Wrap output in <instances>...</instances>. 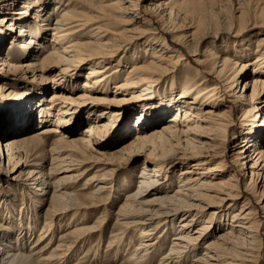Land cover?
Instances as JSON below:
<instances>
[{
    "label": "bare ground",
    "instance_id": "1",
    "mask_svg": "<svg viewBox=\"0 0 264 264\" xmlns=\"http://www.w3.org/2000/svg\"><path fill=\"white\" fill-rule=\"evenodd\" d=\"M142 1L144 0H0V42L9 35L11 47L12 43H18L20 48L28 52V60L18 66L8 56L2 57L0 75L8 66H11L9 73L13 76L28 69L43 73L57 69L56 78L53 76L48 80L53 91L48 95L47 102L38 104L37 101V107H42H39V114L42 116L44 113L45 117H39V123H44L43 126L35 132L13 135L6 139L4 145H0L1 148L5 147L10 160L14 159V162L21 158V154L26 158L37 150L47 154L50 159L46 172L41 163L38 169L27 171L26 177L30 184L38 185L40 195L48 193L49 205L42 216L43 227L29 246V253H26L23 231H20L23 235L20 241V234L8 237L12 228L10 225H3L4 221L1 219L0 264H47L50 260L57 259L65 261L77 244L90 238L91 232H98L100 238L106 216L97 217L92 224L68 229L59 235L58 243L53 249L45 252L54 241L51 222L65 212L70 211L76 216L81 210L94 209L93 207L104 204L107 199L102 202L100 194L115 185L114 174L119 170L118 164L124 158V153L140 151L147 146L151 148L145 149L148 154L141 163L137 177L138 189L123 193L124 198L115 212V224L119 230L110 235L111 242H114L121 240V234L129 230L139 231L138 244L133 249L128 264H144L141 259L151 251H158L155 244L160 240L163 242L167 233L173 230L175 232L170 238V249L161 255L158 264H183L190 256L193 258L188 264H255V260L259 258L261 248L258 241L264 236L260 232L264 226V147L253 148L254 162L249 167L252 182L249 187H245L248 190L240 189L236 183L229 181L235 177L233 172L225 177L221 169L224 164L219 159L211 168L205 167V171L192 173L190 166L182 168L177 176L178 186L171 192L168 185L162 184L166 174V161L156 160L154 151L159 147L157 139L168 138L169 133H185L180 129L181 126L203 132L201 125L189 124L192 121L217 124V132L223 136L226 125L221 121L213 122L223 116V112L222 116L214 112L221 103L217 92H228L229 87L237 80L236 75L253 62V73L256 74L251 78L250 107L244 108L243 114L246 121H249L248 135H256L251 139L248 135L244 136L246 141L243 146L247 149L249 142L256 145L258 139L264 140V118L261 122L255 119L256 109L259 104L264 103V100L259 101L264 92V32H260L252 62L238 61L229 57L230 55L220 56L216 51H210L211 60L206 66L198 58L203 55L204 49L201 51V46L208 37H218L220 33L230 34L235 26H238L235 34L242 32L244 27L239 25L241 16H238L237 23L228 19V22L221 24L223 20H219L215 22L214 28L209 29L205 22L189 17L186 11L181 13L175 6L192 7L202 0H177L175 4L171 0H149L141 7ZM51 2L52 5L47 7ZM239 9V6L234 7L236 12L242 13ZM263 10L264 5L259 7L258 12L262 13ZM45 28L53 33L48 40L49 47L42 58L34 57L36 54L32 48L36 42V32ZM39 40L37 45L40 48L45 46ZM138 51L142 52L141 57L126 60L127 53L134 54ZM188 52L196 56L192 61L198 68L193 76L186 72L178 85L177 69L184 66L183 62L187 58L183 55H188ZM83 67L86 68L82 92L74 97L72 87L61 81H74ZM42 76L39 73V77ZM43 86L45 85L40 87ZM110 87L114 89V97L108 96ZM227 95L229 94L225 93ZM21 96L25 98V110L30 111L32 93L23 92ZM98 102L104 104L102 113L113 118L120 114L118 112L127 110V102L131 107L143 102L144 106H149L150 111L145 112L146 114L143 110L138 112L135 124L142 125H139V131L130 141L112 149L109 155L102 152L101 155L109 157L101 166L110 167L101 174L88 177L86 181L93 184L94 189L85 193L84 198H79L80 194L73 189L74 184L91 168L97 167L95 163L100 161L97 156L93 157L95 163L86 167L92 161L91 152H94L91 137L94 135L95 138H102V129L108 127V122L101 124L98 117L93 116L83 134L74 136L77 131L76 122L63 114L68 115L88 105L95 108L97 106L94 104ZM168 111H173V114L160 127L143 126L150 121V116L160 117L159 115ZM53 112L55 116L52 115L54 117L51 119ZM66 122H72V130L63 131ZM15 123L28 126L33 122L32 119L23 122L14 119L6 127L17 126ZM22 128L25 129V125ZM50 134L56 138L47 146L45 137ZM218 153L221 151H215V154ZM211 169L214 171L210 172ZM107 175L110 177L106 178ZM125 184L129 185V181L125 180ZM120 190L117 191L120 193ZM238 199H242L240 207L234 210ZM6 208L8 206L0 198V215ZM206 212L208 216L197 224V219L203 218ZM228 213L231 221L221 223L222 217ZM37 215H34L35 223L39 219ZM12 217V212L6 215L9 221ZM177 219L180 221L174 225ZM212 228L217 231L207 238ZM203 240V251L194 255ZM117 244L120 243L117 241Z\"/></svg>",
    "mask_w": 264,
    "mask_h": 264
},
{
    "label": "rangeland",
    "instance_id": "2",
    "mask_svg": "<svg viewBox=\"0 0 264 264\" xmlns=\"http://www.w3.org/2000/svg\"><path fill=\"white\" fill-rule=\"evenodd\" d=\"M148 1L149 0L142 1L140 3L141 7L143 6V4H147ZM171 2L175 4L177 0H171ZM199 3L200 4L193 5L194 7H178L177 5L175 6L181 13H184L186 11L189 17L200 19L202 23L205 22L207 24V28L209 29L214 28L216 25L215 22H219V20H223L221 24L226 23L229 20L237 23L238 16H241L242 20L240 24H238L244 27V30L242 32L236 34L234 31L238 28V26L233 27L230 34L220 33L218 37H208L206 41L208 45L204 43L200 48L201 51L203 49L204 51L201 58L198 57L199 60H203L207 66V64L210 63L211 60L209 55L210 51H216L218 55L221 54L220 56L227 54L230 55L229 57L231 58L238 59V61L242 60L248 63L252 62L255 59V50L258 38L259 36H261V33L264 32V10L262 13L258 12L259 7L264 5V0H202ZM51 5L52 2L47 7H50ZM237 6H239V11L241 10L242 13L236 12L234 10V7ZM80 10L85 11L82 8ZM5 11L8 10L5 9ZM188 13H190V15ZM253 25L259 27H253ZM40 31L41 32H36L37 34L35 36V41L37 42V40L42 38L41 40H39L41 41L40 44L45 46L40 48L39 45H37L38 42H35L32 48L33 53L36 54V56L34 57L38 58H42L44 56L45 51L49 47L48 40H50L53 35L52 30L50 29L45 28L44 30ZM42 31H45V33L43 34ZM13 33L17 32L13 31ZM166 37L168 42V35ZM10 39V36L6 35L4 40L0 42V59L2 57L8 56L11 61L15 60L14 63L16 64L14 65H21L22 63H24V61L28 60V56L26 55L28 54V52L26 49L20 48L18 43H12L11 47ZM15 40L16 39H13V41ZM141 55L142 52L140 51L135 52L134 54L127 53L126 60L131 61V59H137L141 57ZM183 56H185L187 59H185V62H183L184 66H180L181 69L180 67L177 69L178 85H180V82L182 81V78L184 77L186 72L193 76L195 74V69L198 68L197 65L192 61V59H195V55H190V53L188 52V55L185 54ZM253 63L247 65L244 71L236 75L237 82L234 81L232 83V85L228 89V92L225 90H219L217 92V95H219L218 99L221 103L219 107L214 110V112H217L216 114L218 115H221V113L223 112L222 114L224 117L221 115L222 117L218 121L213 122L221 121V123L226 125L223 136L222 133L217 132V124H214V126L213 124L208 123L209 121H192L188 123H197L201 125L204 128L203 132L196 131V128L193 130L191 128L190 131L188 130V126H181L182 128L180 127V129H182L185 133L174 135L169 133L168 138L170 137V140H168L167 137L157 139V144L160 148L158 147V150L156 149L154 151L156 155L155 158L156 160L166 161L164 165L166 174L162 180V184L168 185L169 191L173 192L177 188V176L182 168L190 166L193 170L192 173L200 172L203 170L205 171V167L210 166L211 168L212 165H214L219 159H221V163L224 164L223 168L221 169L222 171H224L225 177H227L232 172L235 174L234 179L229 180L230 182L236 183L237 187H239L240 189L249 187V185L251 184V169L249 167L254 162V160L252 159L253 148L264 147V140L259 139L257 140L258 142L256 143V145H251V143L249 142L250 145H248L247 149L243 146L246 141L244 136L248 135L249 131V121H246L243 110L246 107H250V94L252 91L251 78L256 74L253 73L255 65V63ZM10 68L11 66L6 67L0 75V135L2 136V138H0V145H4L6 139L13 135L19 136L25 134V132H35L41 126H43L44 123H39V117H42V119L45 117L44 113L41 112L42 116L39 114V107L41 105L37 107V101L38 104L47 102L48 95L53 91V89H50L51 82H49L48 80H50L53 76L55 77L57 73V69L52 67L53 69L46 72L44 71V73L38 72L36 70L31 71V69H28V71L24 70L23 73L13 76L9 73ZM85 68L86 67L80 69L79 75L75 77L74 81L72 79H70L69 81L66 80L65 82L61 81L68 87H72L74 97L82 92V82L84 79L83 75H85ZM39 73H41L43 76L39 77ZM121 76H123L122 73ZM244 82L246 83L244 84ZM41 85L45 86L41 88ZM108 90V96L114 97L115 95H112L114 93V89L110 87L108 88ZM27 91L29 93H32V99L30 100V111L25 110L23 106L25 98L21 96L23 92ZM225 93H228L229 95L225 96ZM226 99H228L229 101H227ZM263 100L264 92L261 94L259 101L261 102ZM262 104H259L255 112V119H257V121L259 122H261V120L264 118V105ZM103 105V103L98 102L97 104H94V106H97L95 108H91V106L88 105L86 107H83L82 109L78 108L76 112L70 113L68 115L63 114L64 117H68V119L70 120L72 118V120L76 122L77 131L73 134L74 136H79L81 135V133L83 134V130L85 129V127L90 124V122H92L90 118H92L93 116H97V120H99L101 124L108 122V127L106 129H102V133L104 135L102 138H95L94 135H92L91 137L92 142L94 143V152H91L92 157L90 159H92V161H90L88 165H86V167L89 168L90 163H95L93 157L97 156L100 161H97L95 163L97 164V167L91 168L80 177L77 183L74 184L73 189L80 194L79 198H84L83 196L85 193H88L94 189L93 184L91 185L90 183H87L86 180L88 177L94 174H101V172L103 173L105 170L109 169L110 166H101V163L103 161H106V158L109 157L105 155H109V152H111L112 149H115L121 144L123 145V143L130 141L139 131L137 128L142 124L140 123L137 126L135 124L138 118V112L141 113V111L143 110L144 113H147V111H150L148 110L149 106H144L143 102L133 107H131V104L129 105L127 102V110L124 112H118V114H120L113 118L107 113H102V111L104 110ZM180 110L182 111V108H180ZM171 114H173V111H168L167 113L164 112L163 115H159L160 117L150 116V121H148V123L143 126H148V128L160 127L164 122H166L169 117H171ZM52 115L55 116V112L51 114V119H53L54 117ZM14 119L22 122L32 119L33 123L28 126L24 124L25 129L22 128L24 125L19 123H15L17 126L14 127H12V125H9L10 129L7 128L6 125ZM44 121L45 120H43V122ZM64 124L66 125V127L63 131L72 130V122H66ZM8 130H11L10 133H8ZM255 135L256 133H252V135H248V138L251 139ZM55 138L56 136H53L51 134L46 136V145H51L55 141ZM97 143H100L101 145L99 146L97 145ZM147 147L151 148V146ZM147 147L145 149H147ZM145 149L143 148V150L141 149L140 151L133 150L132 152L126 151L124 153V158L120 160L118 164L119 170L114 174L115 185H113L112 187H108L100 194V196L102 197V202L107 199L105 201L106 204L104 203L100 206L93 207L94 209H87L83 211L81 210L79 211V214H76V216L74 213L72 215V212L68 211L65 212L64 215H62L60 218L55 219L53 223L51 222V224H53L51 230H54V241L52 245L45 250V252L51 251L53 247L58 243L59 235L65 233L68 229H71L75 226L92 224L97 217L106 216L104 219V225L101 228L103 232L100 238L98 232H91L90 238L85 242L80 243L82 245L77 244V246L73 249L71 256H67L65 261H60L59 259L53 261L50 260L47 264H128L130 262L129 258L134 251L133 249L138 244L137 238L139 235V231L129 230L126 233L121 234L119 238L121 240H117L120 243L119 245L117 244V241L111 242L110 235L112 232H118L119 230L117 224H115V212L118 205L124 198L123 193L128 192L129 190L134 191L138 189L137 187L139 184L137 177L140 174L142 165L141 163L144 161L148 154ZM240 149L243 151H241ZM218 150L221 151V153L215 154V151ZM98 151L101 152L99 153ZM102 152L105 153L104 156L101 155ZM49 163L50 159L48 155L39 150L35 151L26 158L24 154H21V158L17 162H14V159L10 160L5 147L2 146L1 148L0 146V198L1 201L5 202V206H8V209L6 208L0 215L2 217L0 218V223L3 220V225H10V227L12 228V232L8 234V237H15V234L18 235L23 231V235L25 234L24 238L26 239L24 242L26 246V253H29V246L32 245L43 227L42 216L49 205L48 193L40 195L41 190H38V185L36 183L30 184L27 180V171H29L30 169H38L41 164L42 169H44L43 171L46 172L49 167ZM211 171L214 170L211 169L210 172ZM109 177L110 176L107 175L106 178ZM125 180L129 181V185L125 184ZM117 190H120L121 192L119 193V191ZM241 200L242 199H238L235 202L233 207L234 210L240 207ZM9 212H12V216L14 215L11 221L6 219V215L10 214ZM36 214H38L37 216H39V219L35 223L34 215ZM207 214L208 213L206 212L203 218L201 217L200 219H197V224L202 223L203 220L208 216ZM229 216L230 213H228V215H224L222 217L223 219L220 220V222L222 223L225 221L227 223V221H231V217ZM175 221L176 222H174V225H177L180 219H177ZM214 230L215 228H212L211 234L207 238H210L216 233L217 230ZM173 232L175 231L173 230L167 233V236L165 237V239H163V242L160 240L158 244H155L154 247L158 248V251H151V253H149L148 256H144L141 261L144 264H158L161 255L170 249V238ZM260 232L264 235V226ZM23 235L20 234L18 238L19 241ZM258 242L261 251L259 258L257 257V259L255 260V264H264V236H261ZM203 244H205L204 240L199 244V247H197L198 251L194 253V255L198 252L203 251ZM136 252H138V250ZM192 258L193 256H190L189 258L185 259L183 261V264H188Z\"/></svg>",
    "mask_w": 264,
    "mask_h": 264
}]
</instances>
